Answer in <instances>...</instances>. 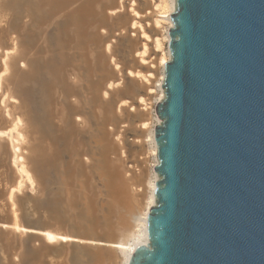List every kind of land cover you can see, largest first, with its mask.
Here are the masks:
<instances>
[{
    "label": "water",
    "instance_id": "95a60500",
    "mask_svg": "<svg viewBox=\"0 0 264 264\" xmlns=\"http://www.w3.org/2000/svg\"><path fill=\"white\" fill-rule=\"evenodd\" d=\"M169 18L154 202L126 264H264V0H174ZM102 198L68 194L89 221L66 231L116 255Z\"/></svg>",
    "mask_w": 264,
    "mask_h": 264
},
{
    "label": "bare ground",
    "instance_id": "6f19581e",
    "mask_svg": "<svg viewBox=\"0 0 264 264\" xmlns=\"http://www.w3.org/2000/svg\"><path fill=\"white\" fill-rule=\"evenodd\" d=\"M36 1L38 2L39 0ZM40 1H42V3L44 1V4L42 5L44 8L43 9L41 8V10H44L46 7L47 9L45 10L47 14L50 15V17L60 16L61 21H64L63 31L62 33L60 32L61 35L60 38L58 39L59 42L57 41L58 47L62 48L63 51L65 50L64 48H66V52L69 51V49H71L72 47L73 48L75 47L78 49V55L76 59H69L68 56L64 57L65 55H63L62 59L60 58L61 63L59 65L57 64L58 67L55 69L54 71L55 73L52 74L51 72H49V74L51 73V75L53 76L52 79L53 82L52 84L48 82L49 84H51V88H50L51 90L49 89L48 86L47 87L48 89L46 88V91L50 90L52 94L51 97L52 99L51 100L48 99L50 98L48 97L49 95L48 94L47 95L48 98L45 101V109H46L45 112H46L47 120L52 121L51 123L55 124L56 125L55 127L57 128L53 126L56 129L55 130L53 128V130H55L54 136H51L52 134L51 135L46 134L47 136L45 134L42 135L41 133H38L40 130L39 122H35V123L30 122V117H29L30 113H28L29 114L28 116L27 115L28 111L25 109L26 108L25 104H23L25 108L22 110L23 106L20 105L22 103L16 104L17 103L16 101V103L12 104L13 109L11 108L12 110L11 111L9 110L8 108L9 104L11 105V103H13L12 100L14 101V99H16L17 97L13 98L14 96H11L12 94L9 93L8 90H10V87L12 86L11 84H14L12 83L14 80L17 83H19L18 85H21L22 83H24L26 80L29 79V73L34 71L32 69L33 71L29 70L28 71L29 73L28 72L24 73V71H21L19 67L20 65H18V69L20 70L16 69L15 67L17 66L15 65L17 60L18 61L19 59L21 61L26 60L28 63V61L29 62H32L33 60L36 61L40 57H41L40 59L42 60V58L44 59V57L46 56L48 52L46 25L49 24V20H45V18L42 16L40 17L41 12H39V14L37 13L39 10L35 11V9L34 10L32 9V11H35L36 13L35 12L30 13L31 10L30 9L29 12L28 10L25 13L21 12L23 16L19 19L17 23L14 24L11 19L12 13H10V10L8 8L11 2L10 4L8 2H7L8 4L5 3L8 6L7 7L5 5L6 8H8L7 10H1L2 8L6 9L5 7H3L4 4L2 8H0L1 10L0 11V157L2 154L1 152L5 149V142L2 141L6 137L8 139L7 144L9 146L8 148L10 149L9 152L10 154L9 156H7L5 155L7 154V152L3 151L2 159L4 161L6 159L8 160V162L7 161L5 162H7L9 166L8 168L11 169L10 172H13V179L10 177L12 176L11 174L9 176L11 178L10 181L11 183H9L8 180H5V182L3 183L4 186L2 187L3 194H5L4 200H6L8 203V211L6 218L9 221V222L8 221L0 222V227L3 229L2 231L3 235L1 234V236H4L2 238V247L4 246L3 251L4 253H6V255H8L9 258L8 264H11V262L12 264H17L18 260L16 259V257L17 255H19V249H14V247L16 248L17 246V245L14 246L15 244H13L15 243L14 239L29 232L34 233L36 236L43 239L44 242L48 244L47 245L48 247L55 245L57 243H63L66 247H68L73 242H77L79 244L95 243L93 240L85 239L80 235L79 236L71 235V233L66 231L68 229L62 228L60 227V225H53V226L51 225L50 227H46L44 229H35L24 226L20 222V219L18 218V209L16 206L17 204L15 205L14 202V194L21 190L23 186V180L24 182L25 180H27L30 183V185H33L35 183L32 173L26 167L25 164L27 163L25 161V159H27L26 157L27 156L29 157L31 154V157L33 158L39 159L38 158L39 156L40 157L39 160H41L43 163L45 160L46 161L51 160L54 163V161L55 162L58 161L61 154V152H59L58 150L59 148H57L58 140L63 139L61 141L65 140V146H66L65 150L68 151L67 153L69 154V161H68L69 163L66 167L69 175H67L68 180L64 182L65 183L64 185L66 186L65 189L66 194H83V196L84 194H102L103 198L101 200V204H104V206L100 207L96 203V207L94 208V210H96L95 214L101 211V214L103 213L104 217L109 221H111L112 223L110 229L111 231L108 234L116 235V242L112 245L116 249V255L109 250L101 251L96 248L89 250L91 255V260L93 259L92 261L93 264H117V259H118L117 252L120 254L121 264H126L135 246L138 244L146 243L147 241L146 214L149 206H151L154 202L153 188H154V183L157 179V175L154 171H152V174L146 180V188L148 189V195L144 197L143 195L144 185L141 186L139 185V183L141 182L143 183L144 181L143 177L145 176V174L142 171L139 172L143 174L141 173L134 174L132 172L130 173L131 170H129V166L126 164L125 161L126 157L124 153V143L122 142L119 136V133H121L120 130L124 127V125L118 124L119 121L121 120L120 116L123 112V108L128 104H129L128 106L131 107V109H134V111L136 110V108H133L132 105L128 103L129 101L127 99L118 98L119 99L118 100L116 99L117 98L116 97L114 102L115 101L117 102V106H116V111H114L112 107V102H110L107 98L108 91L114 88L115 86H118L123 81V77L120 69L121 66H119V63H117V61H115V58L112 56L110 39L109 40L106 39V42L103 44L104 34L102 36L101 33L103 29L100 28V26L103 23V21H105V19L108 20L111 17L110 16L111 14H114L115 12L117 13V11H120L124 8L126 9L128 8L130 12L128 18V28H129L128 30L131 31L130 34L132 36L133 35L136 36L138 32H140L141 38L145 40V41H141L138 38L139 37L138 36L132 40L131 46L132 49L134 50V55L138 60L137 64H145L147 62L145 56L147 55L148 52L147 41L150 40V37L148 34L145 33L143 26L140 22L141 17L144 15L139 13L138 10H136V6L138 4L136 0H40ZM160 1H161L160 4H154L155 2L154 0H149V4L151 3V9L150 7H148L149 10H147L146 13L144 14H148L150 17L153 18V22H154L153 25H155V28L160 24L161 20H164L168 23V27L165 30V36H164V39L168 41V29L172 25L169 18V14L172 12L174 8V0H160ZM113 3L114 5H112ZM16 4L15 6L18 5ZM0 5H2V3ZM111 5L114 7H112ZM15 6L13 4L14 8ZM31 6L34 8L36 4L34 6L33 5ZM39 7L41 6L39 5ZM14 8L11 7L10 9H12V11L14 12L17 9V7L15 10H13ZM159 9H162V11L161 10L158 11ZM17 10L18 12L21 11L19 10V7ZM33 13L38 15L33 16L32 15ZM156 13H159L160 15L155 16ZM100 15H103L105 19ZM95 16L97 17V19ZM99 16L103 18L102 23L101 20L99 19L100 18ZM32 17L34 20L31 21H34V24L36 26L35 29H33L34 24L32 28L28 23V21H30V18L32 19ZM159 17H163L164 19ZM17 18H15V20ZM99 29L101 31H99ZM24 35L29 37L28 39L30 42L27 44L23 40ZM154 41L156 46H160L159 38L156 37ZM7 47L12 48L13 49L12 52L16 51V53L15 54L12 53L14 54L12 55L11 52L8 51V49H5ZM64 52L63 53L60 52V56H62L61 54H64ZM66 55L69 54L66 53ZM168 58H169L168 52L166 55H161L160 57H158V64L161 66V69H163V65L168 60ZM26 61H24L25 62L24 64H26ZM34 63L32 62V64ZM111 63L113 66L110 65ZM37 65L39 66L40 64L37 63ZM151 66L153 65L151 64ZM50 69L51 68H49V70ZM101 70L105 71L106 74L105 73H102L103 75L100 74L101 77H99L98 79V77H96L95 74L101 73ZM7 71L9 72L5 76L4 74L7 73ZM83 72L85 73L86 77L89 79L87 82V86L85 87L87 88V95H88L85 101H89L91 103L92 113L90 114V117H92L96 123V129L93 132V135H91V137H93L95 143L97 157L96 159L90 158L91 160L88 158H83V156L85 155L87 156L91 152L85 149L86 148L85 146L84 148L82 147L83 140H80L79 137L80 128L78 127L79 129L78 132V129L76 127L78 124H80L81 127L82 126L84 127L85 125L87 126V117L82 116L83 112L82 109L80 108L79 101H76V105L73 106L74 109L71 110L70 108L71 106L68 107L67 104L63 102V100L60 98L59 95L62 92H66L68 94L70 93L71 95L76 94V90H75L76 83L77 84L79 83L80 77L83 74ZM126 74H127L126 75L127 78L132 77L131 78L132 80H130L129 82H131L132 84H137L142 86L141 88L142 89L144 88L143 91L145 90L149 93L153 91L149 87V83L151 82L150 77L153 76L150 71L143 74L139 70L126 69ZM93 75L94 77H96L95 79L97 80H94L92 78ZM50 78L52 77L50 76ZM160 79L163 80V70H162V77H160ZM68 81H70L71 83L70 82L68 83ZM3 86L5 89H7V91L5 90L6 92L4 91ZM80 86L81 84L79 85V87ZM159 91L160 94L158 97V101L161 100V98L163 97V90L161 88V84L159 86ZM85 92L83 93V95L86 94ZM68 94L66 96H68ZM137 102L140 106L144 105L145 98L141 95H138ZM138 109L139 108L137 105V110ZM78 113L79 114L81 113L80 116H82L83 118L82 119L80 118L81 120L80 121L78 120L79 122L73 121L74 119L72 120L71 116ZM137 114H139V118H140V122L138 126L142 130L141 132L146 133L148 138H150L151 150H153L154 152L153 154H155L156 147L153 141V128L149 127L148 121L150 119L148 117V113L146 111L139 110V113ZM114 119H116V125L114 124L113 121ZM112 121L114 125L112 127L107 128L108 124H112L111 123ZM156 121L157 122L159 121L157 116H156ZM50 128L52 127L50 126ZM85 130H88V128ZM13 132L16 133V137L13 136ZM39 134H41V136ZM114 136L116 137V140L113 138ZM25 138L26 140L24 141H27V143L26 144L22 143L23 144L22 145L20 142ZM34 142H36L37 145ZM24 147L27 148L28 151V154L26 153L27 155L25 156V158L23 156V154L25 153L23 150ZM65 150L63 149V151ZM91 154H94V152H92ZM92 160L93 162H91ZM93 172H95V174L101 181L100 189H97V186L94 181L95 178L92 176ZM104 217L103 219H105ZM41 248L43 251V248L45 247H40V250ZM39 253L40 252H38V255ZM48 254L47 256H50ZM33 257L34 256L32 255V258ZM59 258H61L59 259L60 261L55 264H68L66 254L63 257H59ZM43 260L42 259L37 260L38 262L35 261L36 263L35 262L34 263L48 264L47 259H46L47 262L44 261L46 263H44ZM34 263L31 262L30 264H34Z\"/></svg>",
    "mask_w": 264,
    "mask_h": 264
},
{
    "label": "rangeland",
    "instance_id": "374dc122",
    "mask_svg": "<svg viewBox=\"0 0 264 264\" xmlns=\"http://www.w3.org/2000/svg\"><path fill=\"white\" fill-rule=\"evenodd\" d=\"M1 1H3V2H1ZM24 1L25 0H0V4L2 3V5H0V8H2L3 4H4L3 7L6 8L7 4L8 3L10 4V2H11L9 7L8 6L7 7L9 8L10 13H12L11 19H12V22L14 24L17 23L19 21V19L23 16L22 13L27 12V10L29 12V10L31 9L30 13L39 10L37 13L39 14V12H41L40 17L42 16L45 18V20H49V24L46 25V34H47L46 38H47L48 52H47L46 56L44 57V59L42 58V60H44V61H42L40 59L41 58L40 57L38 60H36L37 62L34 60L32 61L33 63L35 62L34 64H32V62H29V61L27 63L26 60L21 61L20 59H19V61L18 60L16 61V65H15V66H17V67H15L16 69H18V65H20L19 67H20L21 71H24V73H27L29 70L33 69L34 71L33 70L32 71L35 72L36 74L31 72V71L30 72L32 74L28 72L29 73V79L26 80L21 85H18L19 83H17L15 80H14L15 82L14 81L12 82L14 84H11L12 85L11 86L12 88L10 87L11 91L10 90H8V91H9V93L12 94L11 96H14L13 98H15V97H17V98L14 99L15 102L13 100H12L13 103L10 102L11 105L9 104L8 108L11 111L13 109L12 104L16 103V101H17L16 104L22 103V104H20L23 106L22 110L26 106L25 109L28 111L27 115L29 116L28 113H30V116H29L30 122L31 123L39 122V126H40L39 129L40 130L38 133H41L42 135L43 134H45V135L46 134L47 135L52 134L51 136H54L55 135L54 131L56 130L55 128H57V127H55L56 126L55 124L51 123L52 121L47 120L46 112H45V110H46L45 109V101L47 100L48 97H50L48 99H50V100L52 99L51 98L52 94L50 92V90H51L50 88H51V84L53 82V80H52L53 76L51 75V73L52 74L55 73L54 71L58 67V65L61 63L60 61H61L63 55H65L64 57L68 56L69 59H76L77 55H78V49L75 47L74 48L72 47L73 50L71 48V49H69L70 52L69 51L66 52V48H64L65 49L64 50L65 52H64L62 48L58 47V42H59L58 39L60 38V35H61L63 28H64V21H61L60 16L50 17V15H48L46 10H45V9H47L46 7L44 10H41V8L42 9L44 8L42 6L44 4V1H43V3L40 0L38 2L35 0L37 3L34 0H31V1L26 0L25 2ZM136 1L138 3L136 6V10H138L139 13L144 15L141 17L140 22L143 26L145 33L148 34L150 37V40L147 41V46H148L147 51L148 52H147V55L145 56V59L147 61L145 64H137L138 60L136 59V56L134 55V50L132 49V46H131L132 40L138 36H139L138 38L141 41H145V40L143 38H141L140 32H138L139 35L137 34L136 36H134V35L132 36L130 34L131 31L128 30L129 29L128 28V18L130 15L128 8L127 9L124 8L120 11H117V13L115 12L114 14H111L110 15L111 17L109 18L110 20L105 19L103 17V15H100V16L103 17L105 19V21H103V18H101L100 16H99L100 17L99 19L101 20V23L103 21V23L100 26V28H102L104 31V32L102 31V33H101L102 36L104 34L103 44L106 42V39L107 40L110 39L112 56L115 58V61H117V63H119V66H121L120 69H121V74L123 77V81L118 86H115L114 88H112L108 91L107 98L110 102H112V107H113L114 111H116V106H117V102L116 101L114 102L116 97H117L116 99H118V98L119 99H127L129 101L128 103H130L133 108H136V110L134 111V109H131V107L128 106L129 104L123 108V112L120 116L121 120L119 121L118 124L124 125V127L120 130L121 133H119V136H120L122 142L124 143V153H125V157H126L125 161H126V164L129 166V170H131L130 173L132 172L134 174H138V173H141L139 171H142L145 174V176L143 177V180H144L143 183L141 182V183H139V185H141V186L144 185L143 195H144V197H146L148 195V189L146 188V180L152 174L153 167L156 164L157 160H156V153L153 154L154 152H153V150H151L150 138H148L146 133L141 132L142 130L138 126L139 122H140V118H139V114H137V113H139V110L146 111L148 113V117L150 119L148 121L150 128H153V126L159 122V121L158 122L156 121V114L154 112V106H155V103L158 102V97L160 94L159 86L162 83V79H160V77H162V70H163V69H161V66L158 64V57H160L161 55H166L168 52L167 41L164 39L165 30L168 27V23L164 20H161V22L159 24L160 26L158 25L155 28V25H153L154 24L153 18L150 17L148 14H144V13H146L147 10H149L148 7H150V9H151V3L149 4V0H136ZM154 1H155L154 4H160L161 3L160 0H154ZM5 3H7V4H5ZM20 3H21V5H20ZM13 4H14V6H15V4L17 6H15V8H14ZM35 4H36V6L33 8L31 5L34 6ZM37 4H38V6H37ZM39 5L41 7H39ZM112 5H114V3ZM11 7L14 8L13 10H15L16 7H17V9L19 7V10H21V11L18 12V10L16 9L13 12L12 9H10ZM112 7H114V6H112ZM8 8H6V9L2 8L1 10H7ZM32 9L33 10L35 9V11H32ZM9 10H8V12H9ZM160 10L162 11V9H159L158 11H160ZM38 14L33 13L32 15L34 16V15H38ZM156 15H160V14L156 13L155 16ZM115 17H116V19H115ZM15 18H17V19L15 20ZM159 18H163V17H159ZM96 19H97V17H96ZM31 20H34L33 17H32V19L30 18V21H28V23L32 27L34 24V21H31ZM107 25H112V27H116L113 29L117 30L116 34H118V35H115L114 37L112 36V38H110L107 31L104 29L105 26H107ZM33 27H32L33 29L36 28L35 24ZM112 27H109L108 29L111 30ZM99 31H101V30L99 29ZM111 32L112 31H109V33H111ZM26 35H28V34H26ZM156 37L159 38L160 46L155 45L154 40ZM28 38L29 37L25 36V35L23 37V40L26 44L30 42ZM5 49H8V51H10L11 54L16 53L15 50H14L15 52H12L13 51L12 48L7 47ZM60 52L61 53L64 52V54H61L62 56H60ZM66 53L69 55H66ZM11 54H9V55H11ZM14 54H12V55H14ZM135 59H136V61H135ZM24 61H26V64H24L25 63ZM17 63H19V64H17ZM37 63L40 65L38 66ZM151 64L153 66H151ZM36 65L38 66V68ZM110 65H112V63ZM32 66H33V68H32ZM49 68H51V69L49 70ZM20 69H18V70H20ZM126 69L139 70L143 74L150 71L153 76H151L152 78L150 77L151 82L149 83V87L153 91L150 93L145 91V90L143 91L144 88L142 89L141 88L142 86L137 85V84H132L131 82H129L130 80H132L131 79L132 77L131 78L126 77V75H127ZM8 72L9 71H7V73H5L4 75L6 76L8 74ZM49 72H51V73L49 74ZM97 72H95V73H97ZM99 72H100V70H99ZM102 73L106 74L105 71L101 70V73H97V74H95V76L98 77V79H99V77H101V75H103ZM50 76L52 78H50ZM96 77H94V75H93L92 78L94 80H97V79H95ZM88 80L89 79L86 77L85 73L83 72V74L80 77L81 82L79 81L78 84L76 83V87H75L76 94L71 95L70 93L68 94L66 92H62L59 95H60V98L63 100V102L65 104H67L68 107L71 106L70 107L71 110L74 109L73 106L76 105V101H79L80 108L82 109V112H83L82 116L87 117V126L88 125L89 126L87 127L85 125L84 127L83 126L81 127V125L78 124L76 127H77V129H78V127L80 128V132H79V129H78V132L81 135L79 133L78 134H79L80 140H83L82 141V143H83L82 147L84 148V146H85L86 147L85 149L89 150L91 153L94 152V154L90 153L87 156L86 155L83 156V158L96 159V157H97L96 147H95L93 137H91V135H93V132L96 129V123H95L94 119L92 117H90V114L92 113L91 103L89 101H85L87 99L86 97L88 96L87 95V88H85L87 86ZM70 81H68V83ZM48 82L51 84H49ZM129 83H131L132 85ZM80 84H81V86L79 87ZM158 84H159V86H158ZM48 86H49L50 90L46 91V88ZM128 87H129V90H128ZM3 88H4V86H3ZM24 88H25V90H24ZM5 90L7 91V89L4 88V91ZM85 90H86V92H85ZM13 91H14V93H13ZM111 91H113L114 93H112ZM84 92L86 93V94H84L85 96L83 95ZM67 94H68V96H66ZM144 94H145V96H144ZM47 95H48V97H47ZM61 95H62V97H61ZM138 95H141L145 98V104L144 105L140 106L138 104V102H137ZM82 98H84V99H82ZM17 99H19V100H17ZM74 99H75V101H74ZM80 99H82V100H80ZM72 102H74V103H72ZM23 104H25V106ZM137 105L139 108L138 110H137ZM145 106H146V108H145ZM140 107H142V108H140ZM136 111H137V113H136ZM80 115H81V113L80 114L79 113L74 114L71 116V119L72 120L74 119L73 121H76V122L78 120L80 121L83 118ZM46 120H47V122H46ZM113 121H114V124L116 125V119H114ZM113 121L111 122L112 124H108L107 128L112 127L114 125ZM50 126L52 128H50ZM86 127L88 128V130H85V129H87ZM125 127H126V129H125ZM53 128L55 130H53ZM82 128H85V129H82ZM14 133L15 132H13V136L16 137V133L15 134ZM41 134H39V135L41 136ZM113 138L116 140L115 136ZM24 140H26V138L21 140L20 143L26 144L27 141H24ZM61 140H63V139L58 140V143L56 142L57 148H59L58 150H59V152H61V154L59 153L60 158L58 159V161H56V162L54 161V163L51 160H49L51 162L45 160L43 163L41 160H39L40 159L39 156H38L39 159H37V158L31 157V154L29 157L28 156L26 157L28 159V160L25 159V161L27 162V163H25L26 167L32 173V176L34 178L35 183L33 185H30V183L27 180H25V182L23 180V186H22L21 190L18 191V194H14V202H15V205L17 204L16 206L18 209V215L24 223H26L30 226H34V227L42 226L41 228H38V229H44L46 227H50L51 225L52 226L53 225H60V227L66 228V229H68L69 232L76 234V233H79L81 230H83L84 227H86L88 225L89 217H87L85 215V213L80 210V206L78 204H76V203L74 204V200L67 199L68 194H66V192H65L66 186L64 185L65 184L64 182L66 180H68L67 175H69V173L67 172V169H66V167L69 163L68 162L69 161V154L67 153L68 151L65 150L66 149L65 140L64 141H61ZM2 142H5V149H7V150H5V149L3 150L5 152H7V154H5V152H4V154L9 156L10 149L8 148L9 146L7 144L8 139L5 137V139H3ZM34 143L36 144V142H34ZM36 147H35V149H36ZM63 149L65 151H63ZM23 150L25 152V153L23 152L24 153L23 156L25 158V156L28 154V151H27V148H25V147ZM3 151L1 152L2 154H3ZM2 154L0 157V182H1L0 183V207H2V209L4 208L2 211L5 213V217H6L7 211H8V203L6 200H4L5 194H3L2 187L4 186L3 183L5 182V180H8V182L11 183L10 181H11V178L13 179V172H10L11 169L8 168L9 167L7 164L8 160L6 159L5 161H7V162H5L2 159ZM33 156H34V153H33ZM35 157H37V156H35ZM35 161H37V162H35ZM91 162H93V160ZM7 171H8V173H7ZM143 173H141V174H143ZM3 174H4V176H3ZM10 174L12 176H10ZM5 175L7 178L5 177ZM95 175H96L95 172H93L92 176L95 178L94 181H95V184L97 186V189H100L101 181L99 180L97 175L96 176ZM4 177H5V179H4ZM9 178H10V180H9ZM69 195L71 196V194H69ZM99 206L102 207V206H104V204H101V202H100ZM29 228H31V227H29ZM29 233H31V232H29ZM31 234H34V233H31ZM2 235H3V233H2ZM3 237L4 236L0 237V240H1L0 241V264H5V263L8 264L9 263L8 262L9 261L8 255H6V253H4V251H3L4 246L2 247V238ZM35 238L38 240V242H35L31 237H28L25 234L14 239L15 243H13V244H15L14 246L17 245L16 248L14 247V249H19V255H17V257H16V259L18 260V261L16 260L17 264H30L31 262L34 263L37 260H41V259L43 260V258H44L43 262L46 261V259H47L48 262L47 261L46 262L48 264H50V263L55 264V263H58L60 261L59 259H61V258H59V257H63L65 254L67 255L68 264H93V262H92L93 259L91 260V255H90L89 250L83 249V247L79 246L78 244H76V246H75L73 244L75 242L70 244L68 247H66L63 243H57L55 245L48 247L47 246L48 244H46L43 239H41L40 237H38L36 235H35ZM40 247H45V248H43V251H42V248L40 250ZM38 252H40L39 255H38ZM41 252L44 255V257L41 254ZM43 252H45L46 254ZM47 254L50 256H47ZM32 255L34 256L33 257L34 259L32 258ZM117 256H118L117 264H121V257H120V254L118 252H117ZM37 258H39V259H37ZM35 259H37V260H35ZM6 260H7V262H6ZM46 262H44V263H46ZM11 264H12V262H11Z\"/></svg>",
    "mask_w": 264,
    "mask_h": 264
},
{
    "label": "crops",
    "instance_id": "0c3cea01",
    "mask_svg": "<svg viewBox=\"0 0 264 264\" xmlns=\"http://www.w3.org/2000/svg\"><path fill=\"white\" fill-rule=\"evenodd\" d=\"M15 194H18V192H16Z\"/></svg>",
    "mask_w": 264,
    "mask_h": 264
}]
</instances>
